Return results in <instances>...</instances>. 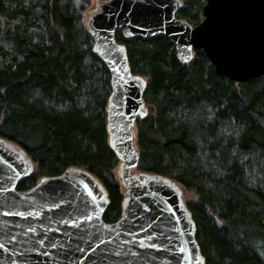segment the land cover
<instances>
[{
	"label": "trees",
	"instance_id": "obj_1",
	"mask_svg": "<svg viewBox=\"0 0 264 264\" xmlns=\"http://www.w3.org/2000/svg\"><path fill=\"white\" fill-rule=\"evenodd\" d=\"M181 1L176 17L195 27L205 0ZM92 7L93 0H0V138L33 163L17 190L84 169L107 193L102 219L111 224L125 195L106 131L110 76L85 26ZM115 38L147 82L148 114L135 125L137 170L192 195L185 203L204 264H264V75L234 83L202 52L180 64L165 38Z\"/></svg>",
	"mask_w": 264,
	"mask_h": 264
},
{
	"label": "water",
	"instance_id": "obj_2",
	"mask_svg": "<svg viewBox=\"0 0 264 264\" xmlns=\"http://www.w3.org/2000/svg\"><path fill=\"white\" fill-rule=\"evenodd\" d=\"M182 7L181 0H93L85 26L92 55L110 76L106 131L119 161L121 216L103 221L107 193L81 168L17 190L33 163L0 138V264H204L181 187L137 170L135 125L148 114L147 82L132 71L115 35L126 42L165 38L180 64L199 51L218 75L243 83L264 75V0H205L195 27L176 17Z\"/></svg>",
	"mask_w": 264,
	"mask_h": 264
},
{
	"label": "rangeland",
	"instance_id": "obj_3",
	"mask_svg": "<svg viewBox=\"0 0 264 264\" xmlns=\"http://www.w3.org/2000/svg\"><path fill=\"white\" fill-rule=\"evenodd\" d=\"M103 2V1H102ZM193 200V197H192V195L190 194V193H188V194H185V201L186 202H190V201H192Z\"/></svg>",
	"mask_w": 264,
	"mask_h": 264
},
{
	"label": "snow or ice",
	"instance_id": "obj_4",
	"mask_svg": "<svg viewBox=\"0 0 264 264\" xmlns=\"http://www.w3.org/2000/svg\"><path fill=\"white\" fill-rule=\"evenodd\" d=\"M0 247H2V245H0Z\"/></svg>",
	"mask_w": 264,
	"mask_h": 264
}]
</instances>
